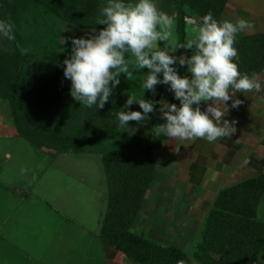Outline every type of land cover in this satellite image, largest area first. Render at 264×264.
I'll return each mask as SVG.
<instances>
[{"label":"trees","instance_id":"trees-1","mask_svg":"<svg viewBox=\"0 0 264 264\" xmlns=\"http://www.w3.org/2000/svg\"><path fill=\"white\" fill-rule=\"evenodd\" d=\"M170 1L176 9L179 44L186 43V15L201 19L211 12L220 21L229 2ZM24 2L70 17V8L65 0H0V20L10 21L16 36L15 41L6 39L12 50L0 48V100L10 103L18 132L30 142L54 148L60 153H102L108 183L102 237L137 264H177L184 261L187 255L179 246L161 243L132 230L158 166L148 134L142 130L119 147L106 149L105 143L120 131L108 132L109 124L96 125L95 119L109 118L105 107L83 106L73 98L70 88L64 83L29 78L31 55L26 52L18 27ZM91 20L94 25L104 27L95 19ZM74 36L88 39L92 34L82 30ZM235 47L239 56L236 63L241 73L258 75L264 70V32L237 36ZM184 52V48H180L175 55L179 57ZM143 98L149 100L148 90ZM158 104L154 103L155 109ZM263 197L264 170L220 191L207 215L202 241L194 251L200 264H262L264 219L259 211Z\"/></svg>","mask_w":264,"mask_h":264},{"label":"rangeland","instance_id":"rangeland-1","mask_svg":"<svg viewBox=\"0 0 264 264\" xmlns=\"http://www.w3.org/2000/svg\"><path fill=\"white\" fill-rule=\"evenodd\" d=\"M65 2L70 8L69 18L62 13H54L44 6L24 2L22 12L19 14L18 27L24 38L26 52L31 55L29 78L36 77L64 83L71 90V80L64 76L63 62L71 57L72 39L85 38L74 36L77 32L83 30L95 35L106 27L105 25L104 27L96 26L91 20L98 21L102 18L100 9L106 5V0H65ZM155 2L160 10L175 18L173 39L179 44L178 20L174 3L170 0H155ZM197 24L187 22L186 42L194 38L193 28ZM159 44L163 48L164 42H159ZM0 48L12 50L11 45L2 35H0ZM184 51V56L192 55V50L184 49ZM173 67L176 68L178 75L184 76L186 65L180 66L177 62ZM130 71L132 79H126L122 74L119 85L113 89L109 101L105 103V112L109 118L95 119L99 127L109 124L110 131L108 132L120 131L113 139L106 142L104 147L106 149L119 147L142 130L150 133V138L156 147H161L165 142L164 135L157 137L152 130L155 126L166 123V119L161 116L160 104L148 114L149 118L146 121L134 122L132 125L130 121L125 127L119 124L116 113L120 110H141L139 104L134 103L128 107L125 105L128 95H135L137 99L143 98L144 91L141 88V82L146 76V69L137 70L130 66ZM158 75L162 80V73ZM172 96L174 97V93L170 90V85L158 84L154 91H149V100L153 102L158 100L170 103ZM173 103L180 104L177 99H174ZM12 142L16 149L13 161L18 159L27 161L24 174L26 187L23 189L37 187L38 193L45 199H49L48 203H43V208L40 204L38 205L39 208L47 211L42 212L43 216L38 215L36 222L51 224L55 230L58 229L62 264H137L124 253H120L113 261H107L106 258L103 238L100 235L102 219L108 205V183L102 153H50L33 145L25 138ZM160 161L159 168L162 169L165 161L164 159ZM154 195L147 196L149 205L141 209V213L133 223L132 230L161 243L179 246L187 255V259H184L187 264H200L194 256V251L202 228L198 229L189 221L183 209L184 205L179 207L173 201L172 206L165 207L161 199L154 200L157 194ZM50 206H53L51 212L48 211ZM259 215L264 218V197ZM80 223L82 227L79 226ZM193 230L198 232L195 238L191 234L194 233ZM83 231L86 233L81 237ZM69 250L72 252L71 255L68 253ZM260 260L264 261V248Z\"/></svg>","mask_w":264,"mask_h":264},{"label":"clouds","instance_id":"clouds-1","mask_svg":"<svg viewBox=\"0 0 264 264\" xmlns=\"http://www.w3.org/2000/svg\"><path fill=\"white\" fill-rule=\"evenodd\" d=\"M100 12L102 18L97 23L106 27L91 38L72 39L71 57L63 62L73 98L83 106L102 109L119 85L121 75L132 79L131 66L148 70L141 82L144 92L154 91L158 84L170 85L180 102L177 106L128 95L125 107L139 104L142 112H117L121 127L130 121H146L155 110L154 103H159L166 123L152 129L157 137L163 134L177 141L208 142L231 138L236 122L225 119L227 102L231 100V107L237 108L243 103L235 99L237 93L264 91V82L257 74L241 73L236 63V37L252 27L246 19L218 21L209 12L193 28L194 38L177 44L173 39L175 18L160 10L155 0H106ZM13 29L10 21L0 20V35L9 41L16 40ZM159 42H164L163 48ZM180 48L192 50V55L177 57L174 53ZM177 62L187 66L190 78L178 75L173 67ZM161 73L162 80L158 75ZM202 102L208 105L204 111L199 107Z\"/></svg>","mask_w":264,"mask_h":264},{"label":"crops","instance_id":"crops-1","mask_svg":"<svg viewBox=\"0 0 264 264\" xmlns=\"http://www.w3.org/2000/svg\"><path fill=\"white\" fill-rule=\"evenodd\" d=\"M237 18L246 19L252 25L237 36L264 32V0H229L220 21L234 22ZM190 75L186 69L184 76L190 78ZM257 76L264 82V70ZM174 99L172 96L170 103ZM235 99L243 103L232 108V101L227 102L225 119L236 122V132L231 138L208 142L203 139L177 141L164 136V144L156 147L147 133L155 146L158 166L141 209L149 205L147 198L154 193L157 194L154 200L161 199L165 207L172 206L173 201L179 207L184 205L189 221L198 229L202 228L196 247L202 241L207 215L220 191L264 170V91L237 93ZM207 106L206 102L199 105L201 111ZM22 138L25 137L14 125L10 103L0 100V264H62L58 229L36 222L38 215L43 216L42 212L47 211L42 208L49 199L41 196L37 187L23 189L27 161H13L16 149L12 141ZM32 144L50 153H60L51 147ZM163 159L165 163L160 169ZM51 209L53 206L48 211ZM79 226L82 227V223ZM197 230L191 233L193 237ZM85 231L81 237L85 236ZM103 242L107 261L123 253L104 238ZM68 253L71 255V250ZM261 255L262 252L260 259Z\"/></svg>","mask_w":264,"mask_h":264},{"label":"built area","instance_id":"built-area-1","mask_svg":"<svg viewBox=\"0 0 264 264\" xmlns=\"http://www.w3.org/2000/svg\"><path fill=\"white\" fill-rule=\"evenodd\" d=\"M185 21L186 22H191V23H199L200 22V18L197 17V16H194V15H186L185 16ZM184 264H187V263L184 261Z\"/></svg>","mask_w":264,"mask_h":264}]
</instances>
